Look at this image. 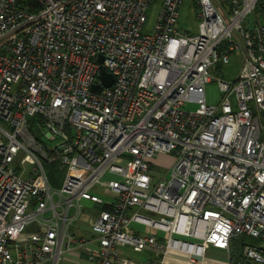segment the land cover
I'll return each mask as SVG.
<instances>
[{
	"label": "built area",
	"instance_id": "obj_1",
	"mask_svg": "<svg viewBox=\"0 0 264 264\" xmlns=\"http://www.w3.org/2000/svg\"><path fill=\"white\" fill-rule=\"evenodd\" d=\"M195 1L196 36L178 27L185 0H0V264H264V22L243 26L263 0ZM235 54L236 80L217 78L209 104L211 70ZM102 67L113 83L93 91ZM87 203L106 209L84 219ZM81 221L91 235L71 232ZM242 236L257 244L237 253ZM127 246L156 257L132 262Z\"/></svg>",
	"mask_w": 264,
	"mask_h": 264
},
{
	"label": "rangeland",
	"instance_id": "obj_2",
	"mask_svg": "<svg viewBox=\"0 0 264 264\" xmlns=\"http://www.w3.org/2000/svg\"><path fill=\"white\" fill-rule=\"evenodd\" d=\"M229 2H224L220 0V3L223 5L224 8L225 5ZM161 2L154 3L147 12V23L144 25V28L142 30L143 35H149L153 32L155 23L157 21L158 14L160 12ZM198 4H196V1L193 2V0H185L184 5L180 9V20L178 27L182 28L184 30H192L191 34L196 36L199 34V19H198ZM258 19H261L264 22V10L261 8H256L249 16L245 18L243 21V26L246 30L250 29L254 23L258 21ZM242 55L241 54H235L232 59L231 63L224 65L223 69H217L216 67L213 68L210 72L212 82L207 85V101L209 104L217 105L219 104L222 94L219 90V86L217 83V78H223L226 81L234 82L237 78V75L242 67ZM196 108V105L189 104L186 106V110H194ZM22 154L16 159L15 167L18 169L19 172L22 171V166L20 165V160L22 158ZM173 165V156L168 155H160L158 158L153 160V169L159 173V174H167L170 170L171 166ZM27 171H31L29 166H26ZM61 175H64L63 173ZM26 177V176H24ZM110 177L106 175L104 177V180H108ZM112 178V177H111ZM59 188V187H57ZM93 193L97 196H99L104 201H109L110 198L107 196V194L101 189L96 188ZM89 207L85 210V218L88 216L94 215L96 211H98V207L96 206H90L92 204L87 203ZM95 210V211H94ZM133 213V210L128 211V215H131ZM142 214L149 216L151 218H158V215L142 211ZM83 227L85 231L82 233L86 235H91L88 225L84 222L77 223L74 226V231H71L73 234L77 233L78 229ZM131 228L134 229L139 235L142 236H150L154 235L158 241L159 244H165L166 238L168 237V233L155 229L153 227H147L142 226L136 223L131 224ZM240 239V238H239ZM251 239V238H249ZM188 240L189 239H185ZM254 240V239H253ZM120 251L122 254H124V257L131 259L135 263H141L148 260V258H155L156 255L153 252L151 254L148 250H140L131 246H127L124 248H120ZM207 258L217 260L219 262L226 261V255L220 251H217L215 249H210L207 253ZM64 264H76L72 262H66Z\"/></svg>",
	"mask_w": 264,
	"mask_h": 264
},
{
	"label": "trees",
	"instance_id": "obj_3",
	"mask_svg": "<svg viewBox=\"0 0 264 264\" xmlns=\"http://www.w3.org/2000/svg\"><path fill=\"white\" fill-rule=\"evenodd\" d=\"M224 2H227L228 0H222ZM257 8H261L264 10V0L259 3ZM217 69H221L220 66L216 67ZM35 120L31 121L32 128L34 127ZM45 169L47 172V176L49 179V182L52 187L57 188L62 185V173H60L55 165H45ZM99 210H104L106 207H98ZM244 244H250V245H255L257 244L256 240L249 239L248 237L242 236L240 239H237L233 242V246L236 249L237 253H240V248Z\"/></svg>",
	"mask_w": 264,
	"mask_h": 264
},
{
	"label": "water",
	"instance_id": "obj_4",
	"mask_svg": "<svg viewBox=\"0 0 264 264\" xmlns=\"http://www.w3.org/2000/svg\"><path fill=\"white\" fill-rule=\"evenodd\" d=\"M99 61L102 63L103 58L100 57ZM100 79H101L103 85L93 86V91H99L102 86L110 87L112 85V83H113L112 75L108 74L103 67L101 68Z\"/></svg>",
	"mask_w": 264,
	"mask_h": 264
},
{
	"label": "crops",
	"instance_id": "obj_5",
	"mask_svg": "<svg viewBox=\"0 0 264 264\" xmlns=\"http://www.w3.org/2000/svg\"><path fill=\"white\" fill-rule=\"evenodd\" d=\"M77 233H79V232H77ZM148 251H150L151 254H153V251L152 250H148ZM119 252L124 257V254L121 253L120 249H119ZM124 258H126V257H124ZM126 259H128V258H126ZM128 260L132 261L131 259H128ZM141 263H144V262H141ZM76 264H90V263L83 260V261H80L79 263H76ZM165 264H183V263L182 262H178V261L174 260L173 258H171V260H167V262Z\"/></svg>",
	"mask_w": 264,
	"mask_h": 264
}]
</instances>
